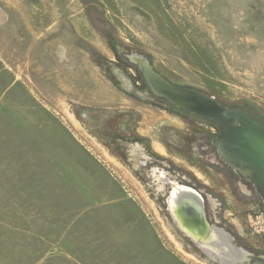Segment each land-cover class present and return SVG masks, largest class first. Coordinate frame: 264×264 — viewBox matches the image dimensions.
Returning a JSON list of instances; mask_svg holds the SVG:
<instances>
[{
    "label": "rangeland",
    "instance_id": "374dc122",
    "mask_svg": "<svg viewBox=\"0 0 264 264\" xmlns=\"http://www.w3.org/2000/svg\"><path fill=\"white\" fill-rule=\"evenodd\" d=\"M131 51L264 119V0H0V264H223L173 223L155 168L264 254L263 201L218 126L153 94Z\"/></svg>",
    "mask_w": 264,
    "mask_h": 264
},
{
    "label": "water",
    "instance_id": "95a60500",
    "mask_svg": "<svg viewBox=\"0 0 264 264\" xmlns=\"http://www.w3.org/2000/svg\"><path fill=\"white\" fill-rule=\"evenodd\" d=\"M126 56L137 66L153 94L218 126L219 133L213 143L220 157L232 169L249 178L264 204V119L248 110L227 107L215 96L196 88L172 83L143 53L131 51ZM172 199L174 220L204 254L207 255L204 248L210 249L215 259L219 258L223 264H264V254H255L238 246L225 228L199 221L203 200L195 189L177 187ZM168 211L172 213L170 207Z\"/></svg>",
    "mask_w": 264,
    "mask_h": 264
},
{
    "label": "flooded vegetation",
    "instance_id": "af4514ba",
    "mask_svg": "<svg viewBox=\"0 0 264 264\" xmlns=\"http://www.w3.org/2000/svg\"><path fill=\"white\" fill-rule=\"evenodd\" d=\"M261 118V117H260ZM219 133V132H218ZM217 136V135H216ZM215 136V137H216ZM214 139V138H213ZM214 144V143H213ZM136 147H138L140 150H142V152H143V149L141 148V146L139 145V144H137V146ZM216 147V146H215ZM132 148H134V147H132ZM138 148H136V150H133V151H131L133 154H134V158L136 157L137 158V156H139V154L137 153L138 152ZM216 149H217V147H216ZM142 152H140V154H141V156H142ZM218 152V151H217ZM143 154H144V152H143ZM219 154V153H218ZM219 157H220V155H219ZM221 158V157H220ZM221 160L226 164V162L221 158ZM147 162H145V164H146ZM227 165V164H226ZM228 166V165H227ZM235 174H237V175H239L240 177H246L245 175H243V174H241V173H239V172H237V171H235L234 169H232L230 166H228ZM246 178H248V177H246ZM170 179H172L171 177H170ZM172 180H174V179H172ZM248 180H249V178H248ZM178 181V180H177ZM181 181V180H180ZM250 181V180H249ZM179 182V181H178ZM171 182H168V184L170 185L169 186V189H168V191L163 195L164 196V199H163V202H164V204L165 205H167V210H168V203H169V201H168V199H167V197H171V191H172V185L170 184ZM179 184H180V186L179 187H181V188H193V189H195L199 194H200V197L202 198V200H203V211H202V213L201 214H199V217H198V219H199V221H202V222H208L209 224H212L211 222H210V220H209V218H208V214H207V210H206V200H205V197H204V195L202 194V192L201 191H198L197 190V188H195V187H192L191 185H189V184H183V183H181V182H179ZM255 189V188H254ZM225 190H226V188H225ZM228 189L226 190V194H230L231 195V193L228 191ZM256 191V190H255ZM228 194V195H229ZM231 199H233L232 198V195H231ZM234 200V199H233ZM169 215H170V218L172 219V221H173V223L176 225V227L180 230V226H179V224L174 220V215H172V213H170V211H169ZM261 219V218H260ZM186 224H188V223H186ZM183 233V232H182ZM184 234V233H183ZM184 236H186V238H188L189 240H190V242L192 243V244H194V241H193V238L190 236V235H186V234H184Z\"/></svg>",
    "mask_w": 264,
    "mask_h": 264
},
{
    "label": "bare ground",
    "instance_id": "6f19581e",
    "mask_svg": "<svg viewBox=\"0 0 264 264\" xmlns=\"http://www.w3.org/2000/svg\"><path fill=\"white\" fill-rule=\"evenodd\" d=\"M119 72V71H118ZM85 118V117H84ZM136 147V146H135ZM134 147V148H135ZM134 148H131V151H133V150H135ZM137 148V147H136ZM130 151V152H131ZM145 154H143V152H142V156H144ZM145 162H147V160L146 159H144V160H142L141 161V163L144 165L145 164ZM199 171V170H198ZM196 172H197V170H196ZM154 173L155 174H157V176L159 177V181H161L162 182V184H164V183H168V182H171L170 184L172 185V192H171V197L169 198V201H170V208H171V211H172V213H173V215H175V210H174V208H172L173 207V205H172V203H173V196H174V194H175V191H176V189H177V187H179L180 186V184H179V182L177 181V180H172V179H170V177H168L167 176V174H166V172L165 171H163V170H159L158 168H155L154 169ZM200 173V172H199ZM199 176L200 177H204V175L202 176L201 174H199ZM163 186V185H162ZM223 188L225 189L226 188V186H223ZM226 190H227V188H226ZM228 192V191H227ZM229 194V193H228ZM227 194V195H228ZM230 198V194L228 195V199ZM172 202V203H171ZM204 250L207 252V255H209L210 257H213V258H215V256H213V254L211 253V250L210 249H205L204 248ZM200 258H202V257H200ZM203 259H205V258H203ZM206 260V259H205ZM207 261V260H206Z\"/></svg>",
    "mask_w": 264,
    "mask_h": 264
}]
</instances>
